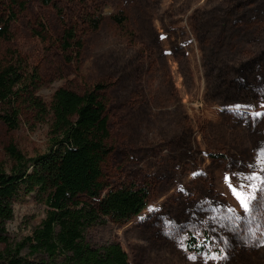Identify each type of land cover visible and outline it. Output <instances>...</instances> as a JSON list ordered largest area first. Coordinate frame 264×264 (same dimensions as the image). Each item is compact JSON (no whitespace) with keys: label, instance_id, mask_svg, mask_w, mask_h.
<instances>
[{"label":"rangeland","instance_id":"rangeland-1","mask_svg":"<svg viewBox=\"0 0 264 264\" xmlns=\"http://www.w3.org/2000/svg\"><path fill=\"white\" fill-rule=\"evenodd\" d=\"M22 1L0 0V17L17 14L0 40V65L21 58L29 80L37 76L30 90L47 106L61 87L82 93L106 84L104 181L151 194L139 216L94 226L87 240L120 242L131 264H264V219L229 222L228 207L247 214L224 179L247 171L264 147V117L250 115L264 112V0H28L21 9ZM121 14L123 24L114 19ZM67 27L83 45L72 62L61 47ZM28 97L17 103L18 128L0 123V168L7 171L15 163L9 145L28 158L50 145L51 116L42 118ZM238 104L251 107L237 111ZM46 197L23 191L13 200L11 241L40 226ZM258 199L264 203V193ZM193 233L209 242L206 253L189 250Z\"/></svg>","mask_w":264,"mask_h":264},{"label":"trees","instance_id":"trees-1","mask_svg":"<svg viewBox=\"0 0 264 264\" xmlns=\"http://www.w3.org/2000/svg\"><path fill=\"white\" fill-rule=\"evenodd\" d=\"M27 1L17 3L24 9ZM42 2L54 4V0ZM16 17L14 11L0 17V40L9 38ZM114 19L119 24L126 20L122 14ZM91 23L98 27L99 20ZM61 47L68 61L79 56L83 45L73 27L65 29ZM36 77L29 80L21 58L0 65V123L19 127L17 103L24 95H29L27 100L42 118L51 116L46 152L28 158L16 145L7 147L15 163L10 171L0 168V243L5 245L0 264H131L120 242L94 246L86 237L94 226L126 223L139 216L151 195L146 186L108 188L104 181V164L111 152L108 105L102 95L107 85L98 83L82 93L61 87L47 106L30 90ZM37 190L47 195L44 219L31 234L11 241L7 223L14 217L13 200L23 191ZM207 243L201 244L193 234L187 240L189 250L199 254L207 252Z\"/></svg>","mask_w":264,"mask_h":264},{"label":"snow or ice","instance_id":"snow-or-ice-1","mask_svg":"<svg viewBox=\"0 0 264 264\" xmlns=\"http://www.w3.org/2000/svg\"><path fill=\"white\" fill-rule=\"evenodd\" d=\"M234 107L239 111L241 108H250L251 106L238 104ZM261 107H264V105H261ZM250 115L255 118L264 117V112H251ZM247 169V171L229 172L225 174V182L238 201L240 209L243 210L244 214H247L242 215L237 212L235 207H228L225 211L228 213L226 218L229 222H239L245 219L251 220L255 218L256 214H259L260 217L264 219V203L258 199L259 195L264 193V147L259 149L254 161L247 165ZM196 174L197 173H193V175ZM210 219L215 221L217 217L214 215L210 217ZM179 227L180 226L177 225V228ZM249 233L252 237H255V233L251 231V228H249ZM193 235H196V233H193ZM205 240H207V237H205ZM261 243H264V240H262ZM195 246L196 245L193 244V247ZM181 247H184V245L181 244ZM220 252H223V249H221ZM205 255L208 259L212 260L226 258V256L219 254H213L211 256ZM189 258L193 260L196 259L195 256H190Z\"/></svg>","mask_w":264,"mask_h":264}]
</instances>
